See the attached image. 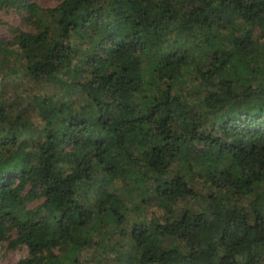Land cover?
<instances>
[{"label": "trees", "instance_id": "trees-1", "mask_svg": "<svg viewBox=\"0 0 264 264\" xmlns=\"http://www.w3.org/2000/svg\"><path fill=\"white\" fill-rule=\"evenodd\" d=\"M57 1L0 0L17 264H264V0Z\"/></svg>", "mask_w": 264, "mask_h": 264}, {"label": "rangeland", "instance_id": "rangeland-1", "mask_svg": "<svg viewBox=\"0 0 264 264\" xmlns=\"http://www.w3.org/2000/svg\"><path fill=\"white\" fill-rule=\"evenodd\" d=\"M35 1L42 8H51L57 5V0H29ZM0 19L2 23L0 24V40H7L9 38L8 25L15 28L25 27L22 23L21 17L15 12H2L0 13ZM39 87V86H38ZM35 84L23 80H12L8 88H5L8 95L15 94L17 92L22 95V97H27L34 90H36ZM157 212V211H156ZM27 256V250L25 246H18L15 249L8 248V241L0 242V264H17L20 260Z\"/></svg>", "mask_w": 264, "mask_h": 264}]
</instances>
